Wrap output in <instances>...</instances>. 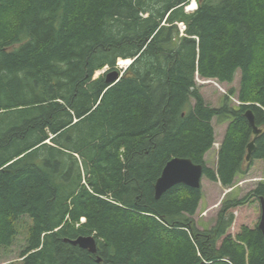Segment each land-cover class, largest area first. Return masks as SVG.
<instances>
[{
	"label": "trees",
	"instance_id": "1",
	"mask_svg": "<svg viewBox=\"0 0 264 264\" xmlns=\"http://www.w3.org/2000/svg\"><path fill=\"white\" fill-rule=\"evenodd\" d=\"M189 2L0 0V248L26 216L19 264H264L257 225L228 232L232 209L264 199V179L221 199L204 229L201 186L154 196L172 157L224 188L264 162V0ZM119 58L132 61L121 71ZM238 70L237 89L205 103L196 76L229 84ZM213 118L227 123L214 169ZM80 235L95 254L64 240Z\"/></svg>",
	"mask_w": 264,
	"mask_h": 264
},
{
	"label": "rangeland",
	"instance_id": "2",
	"mask_svg": "<svg viewBox=\"0 0 264 264\" xmlns=\"http://www.w3.org/2000/svg\"><path fill=\"white\" fill-rule=\"evenodd\" d=\"M186 9V7H185ZM188 11V10H187ZM192 10H189L190 12ZM120 59V58H119ZM117 62H120V60ZM122 70L125 69V64L119 65ZM104 70L96 71L94 77L98 76ZM239 70L235 73L234 79L231 83H221L215 79H202L196 76V86L198 87L205 103L212 107H219L224 99L225 93L229 88L238 87L239 83ZM230 105H236L231 99ZM211 124L214 130L215 142L213 146L205 153L206 165L210 168H215L217 160L218 146L223 138L227 123H219L215 118L212 119ZM216 152V154H215ZM246 166H244V169ZM264 179V162L260 159L252 160L247 173L244 177H236L235 184L232 190L224 188L219 182L210 181L206 177L201 180V191L203 195V203L201 207H197L196 212L192 216L199 229L209 228L214 224L218 210L220 208V201L225 197L242 198L249 190L253 189L256 184ZM260 204L256 198H248L247 203L232 209L233 222L228 232L232 235L239 231L242 225L254 227L258 224L260 219ZM30 220L24 216L22 217L17 226V234L8 247L0 248V264H19V253L23 250L26 243L27 227Z\"/></svg>",
	"mask_w": 264,
	"mask_h": 264
},
{
	"label": "water",
	"instance_id": "3",
	"mask_svg": "<svg viewBox=\"0 0 264 264\" xmlns=\"http://www.w3.org/2000/svg\"><path fill=\"white\" fill-rule=\"evenodd\" d=\"M120 77V74L112 70L106 74L105 81L107 86L115 83ZM244 116L248 120L249 124L252 127V132L254 135H257L260 132V129L254 124V117L251 110H247L244 113ZM255 148L254 138L250 140L247 144V155L246 160L250 159L251 153ZM203 176L202 166L200 164L193 163L188 158L182 157H172L169 159L159 177L154 183V196L158 198L164 191L171 188L177 184H183L191 188H199L201 185V179ZM260 219L257 224L258 229L260 230L263 240H264V199L260 197ZM69 242L71 245L78 246L81 249H86L88 252L95 254L97 250V243L93 236H77L74 239H64ZM97 262H100V257L96 258Z\"/></svg>",
	"mask_w": 264,
	"mask_h": 264
},
{
	"label": "bare ground",
	"instance_id": "4",
	"mask_svg": "<svg viewBox=\"0 0 264 264\" xmlns=\"http://www.w3.org/2000/svg\"><path fill=\"white\" fill-rule=\"evenodd\" d=\"M195 2L194 1H192V2H190V4H188L187 6H186V10H193L194 8H195ZM112 37V36H111ZM120 60V62H118V63H120L119 65H122V64H125V65H127V64H129L130 63V60H128V59H119ZM110 64V63H109ZM126 67V66H125ZM112 69H114V68H112ZM89 236V235H88ZM91 236H93V235H91ZM94 237V236H93ZM95 238V237H94Z\"/></svg>",
	"mask_w": 264,
	"mask_h": 264
},
{
	"label": "crops",
	"instance_id": "5",
	"mask_svg": "<svg viewBox=\"0 0 264 264\" xmlns=\"http://www.w3.org/2000/svg\"><path fill=\"white\" fill-rule=\"evenodd\" d=\"M207 154V153H206ZM215 154H216V152H215ZM204 158H205V156H204ZM206 160V159H205ZM202 203H203V195H202V198H201V200H200V202H199V204H198V207H201V205H202ZM203 206V205H202Z\"/></svg>",
	"mask_w": 264,
	"mask_h": 264
},
{
	"label": "built area",
	"instance_id": "6",
	"mask_svg": "<svg viewBox=\"0 0 264 264\" xmlns=\"http://www.w3.org/2000/svg\"><path fill=\"white\" fill-rule=\"evenodd\" d=\"M178 26H179L180 31L184 29V25L182 23H178Z\"/></svg>",
	"mask_w": 264,
	"mask_h": 264
}]
</instances>
